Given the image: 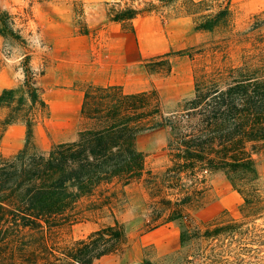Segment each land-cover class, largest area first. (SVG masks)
<instances>
[{"label":"trees","instance_id":"trees-1","mask_svg":"<svg viewBox=\"0 0 264 264\" xmlns=\"http://www.w3.org/2000/svg\"><path fill=\"white\" fill-rule=\"evenodd\" d=\"M160 1L117 9L108 19L132 28V19L155 12L162 15L173 0ZM185 2L195 12L204 0ZM229 15L226 6L203 17L193 29L226 26ZM14 24L11 15L0 10V36L24 42ZM191 49L152 56L146 66L169 69L170 55L191 58ZM23 57L22 86L0 92V108L10 107L0 121V133L13 122L26 126L23 147L10 155L0 152V264H93L119 251L127 236L115 212L116 201L133 181H141L159 203L150 208L153 224L179 221L182 244L199 233L185 211L203 205L208 175L222 173L248 208L259 203L256 156L264 152V71L260 68L244 62L195 74L192 97L177 102L170 114L161 109L155 88L124 93L119 86L90 85L81 107L89 123L80 127L74 140L54 143L42 152L31 141L36 118L17 116L35 105L48 110L29 65L30 53ZM165 127L169 129L167 162L152 171L136 139L142 132ZM91 215L110 220L70 245L56 243L59 231L71 230Z\"/></svg>","mask_w":264,"mask_h":264},{"label":"rangeland","instance_id":"rangeland-1","mask_svg":"<svg viewBox=\"0 0 264 264\" xmlns=\"http://www.w3.org/2000/svg\"><path fill=\"white\" fill-rule=\"evenodd\" d=\"M148 3L159 5L161 1L0 0V10L11 15L14 28L25 39L22 42L0 36V92L22 86L25 77L23 54L29 52V65L37 75L43 93L41 65L53 38L68 32H95L96 27L107 21L110 12L127 6L143 8ZM226 6L230 10L226 26L211 31L193 29L203 17ZM142 18H148V22H142L146 24L143 30H147L148 35L154 34L157 27L164 36L163 41L169 45V51L192 46L191 58L173 54L168 57L169 69L165 65L147 69L148 90L156 89L161 109L169 114L175 112L177 102L192 97L195 74L244 62L264 71V0H204L195 12L188 10L185 0H173L163 8L162 15L156 12L140 15L136 21L141 22ZM155 42L150 41V49L160 47ZM9 110L10 107L0 108V121ZM47 115L48 110L45 112L36 105L17 113L18 117L36 118L31 141L42 152L50 148L41 145L43 137L48 134L44 126ZM81 116L80 127L89 123L84 115ZM25 137L26 126L22 122L6 125L0 133V152L4 155L15 153L23 147ZM168 137L167 127L138 135L136 147L145 153L148 169L155 171L167 162L165 147ZM256 161L259 203L248 208L222 173L208 175L203 205L185 211L190 214L199 233L183 244L179 239V221L153 224L150 208L159 206V203L150 197L141 181L131 182L124 187L123 194L118 195L115 208L118 219L124 224L126 242L119 251L93 264H264V152L256 156ZM83 207L81 204L80 209ZM146 219L150 220L149 223ZM109 220V217L91 215L74 224L71 230L59 231L55 235L56 243L70 245ZM220 227L223 229L218 231ZM205 230L208 235H204ZM172 234L176 238L174 243ZM164 241L169 244L164 245Z\"/></svg>","mask_w":264,"mask_h":264},{"label":"crops","instance_id":"crops-1","mask_svg":"<svg viewBox=\"0 0 264 264\" xmlns=\"http://www.w3.org/2000/svg\"><path fill=\"white\" fill-rule=\"evenodd\" d=\"M136 18L131 20L132 28L107 19L95 28V32H68L50 41V49L44 54L41 65L42 97L48 108L44 120L48 134L42 139V147L76 138L88 86H119L124 93L148 90V59L170 48L157 27L154 34L148 35V31L143 30L148 18H142L141 22ZM151 40L160 47L150 49ZM175 239L172 234V243Z\"/></svg>","mask_w":264,"mask_h":264}]
</instances>
